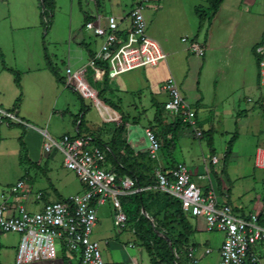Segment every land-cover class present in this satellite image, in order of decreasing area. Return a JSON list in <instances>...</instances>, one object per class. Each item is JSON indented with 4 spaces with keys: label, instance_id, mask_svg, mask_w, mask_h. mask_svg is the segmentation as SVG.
I'll use <instances>...</instances> for the list:
<instances>
[{
    "label": "rangeland",
    "instance_id": "1",
    "mask_svg": "<svg viewBox=\"0 0 264 264\" xmlns=\"http://www.w3.org/2000/svg\"><path fill=\"white\" fill-rule=\"evenodd\" d=\"M140 1L98 0L96 5L90 0H55L56 6L51 11L49 8L44 10L42 0H0V68L2 54L6 63L20 76L21 87L15 88L18 97L22 93L17 104L19 114L57 140L68 131L76 134V118L78 123L84 121L83 134L97 135L104 129V135H111L113 127L121 119L120 114L105 104L109 113L106 112L102 97L99 99L104 103L99 102V107L92 97H84L78 91L69 90L65 97L59 95L58 90L55 91L56 77L48 68V60L61 75H66L69 65L75 70L90 64L89 49L98 50L103 39L86 28V14H112L123 18L121 25L127 26L130 11ZM161 1L162 6L158 5L157 0H147L151 7H143L149 33L167 37L164 51L168 57L163 60L167 63L161 61L158 66L143 69L153 75L151 81L144 84L137 80L135 74H124L112 80L107 78V85L104 86L106 75L102 76L93 67L87 69L86 77L92 75L89 82L96 93V87L105 88L104 97L116 104L121 97L122 102L119 103L130 121L125 137L134 148L148 146L145 129L152 127L162 145L161 161L176 165L185 163L193 174L197 169L205 174L209 171L216 185V175H222L225 167L228 142L237 133L223 175L222 190L229 192L231 204L237 212H256V208L264 203V166L261 165V151L264 150V85L257 77L255 47L264 35V0H223L220 6L222 11L219 8L220 14L215 15L208 8L207 0ZM197 8L210 11H207V23L205 21L200 37L205 36L209 23L208 33H213V43L207 49L204 47V55L188 49L198 32ZM102 24L105 26L106 22ZM183 38L187 41H183ZM230 42L231 48L228 47ZM171 75L188 101L194 103L198 126L205 133L198 137L192 128L183 125L178 132L177 147L169 151L163 146L162 128L158 127L156 131L150 123L156 113V103L162 105L166 99V92L157 91L161 80ZM8 77L14 80L15 76L8 74ZM56 101L58 109L63 108L66 101L69 110L66 109L64 115L60 113L50 118L49 112ZM14 102L7 105L0 101V106L10 109ZM198 104L201 110H198ZM83 113L85 117H82ZM110 113L115 119L110 118ZM27 114L34 116V119ZM167 117L172 120L176 116L168 112ZM6 122L3 119L0 123V201L3 195L9 196L11 187L20 178L27 183L32 196L41 190L51 191L49 179L64 195L85 190L76 173L66 167L64 154L58 149L51 152L45 150L47 135L20 124L7 126ZM22 133L28 149L18 152V138ZM25 155L31 160L37 159L42 166L32 165ZM214 156L219 163H212ZM46 162L48 165L45 166ZM193 180L200 186L209 183L208 179L198 180L196 175ZM49 200L57 198L50 197ZM126 201L130 202V198ZM113 217L112 201L108 200L98 207L93 237L100 241L104 264H132L135 260L138 264H150L145 247L134 234L131 218L126 227L119 230L114 226ZM189 220L192 225L189 242L196 244L199 264H218L224 234L209 231L203 216L189 215ZM8 235L10 242L18 241V233L2 234ZM206 249L211 252L204 254ZM256 253L261 259L260 264H264V246L256 249ZM60 254L61 249L56 243V255ZM4 260L10 262L13 257L7 255L4 258L0 254V264H5Z\"/></svg>",
    "mask_w": 264,
    "mask_h": 264
},
{
    "label": "built area",
    "instance_id": "2",
    "mask_svg": "<svg viewBox=\"0 0 264 264\" xmlns=\"http://www.w3.org/2000/svg\"><path fill=\"white\" fill-rule=\"evenodd\" d=\"M90 1L97 3V0ZM122 20L123 18L115 15L101 13L86 22V28L103 39L89 66L99 71L102 76L106 73L110 80L142 67L158 66L168 57L160 44L148 33L143 5H136L130 11V26L127 29L121 27ZM103 21L106 22L105 26ZM183 41L187 39L183 38ZM189 49L199 55L205 54L204 46L194 39ZM256 54L259 80L264 85V41L257 45ZM97 61H102L101 65ZM86 75V67L73 70L68 66L66 83L84 97H92L100 107L99 102L102 101ZM163 90L168 94L164 108L176 117L179 116L187 127L192 128L196 136H203L204 131L198 126L197 112L187 101L173 76L166 79ZM110 118L115 119L111 113ZM3 119L8 123L30 125L15 110L0 108V122ZM145 134L149 141L148 154L158 162L155 169L156 184L146 187L137 186V181L127 175L119 178L117 172L107 165L105 151L96 145L90 133H80L77 127L76 134L65 133L59 140L47 135L45 150H60L64 154L66 167L76 173L85 185V190L62 200L48 201L38 211H29L25 205L6 201L5 197L23 193V180L11 187L9 196H2L0 235H20L16 252L17 264L55 258L56 243L60 249L78 253L85 263L104 264L100 242L93 237L98 221V207L106 204L108 200L112 201L113 223L121 230L126 227L128 219L121 198L151 188L180 199L187 214L203 216L209 231L216 230L224 234L218 264H260L261 259L255 246H264V216L261 213L237 212L230 202L229 192L224 189L220 193L209 171L197 175L198 180H209L208 184L200 186L194 182L193 173L185 163L180 162L166 170L160 164L162 145L158 136L151 127H146ZM261 158V165L264 166V150L261 151ZM212 163H219V159L214 156ZM36 197L41 199L42 193H37ZM196 249V246L186 248L190 264H199ZM210 252V249H206L204 254Z\"/></svg>",
    "mask_w": 264,
    "mask_h": 264
},
{
    "label": "trees",
    "instance_id": "3",
    "mask_svg": "<svg viewBox=\"0 0 264 264\" xmlns=\"http://www.w3.org/2000/svg\"><path fill=\"white\" fill-rule=\"evenodd\" d=\"M207 1L209 3L208 8H210V11L212 10L215 15L223 0ZM42 4L44 10L45 8H49L53 11L56 6L55 0H42ZM207 11L208 10L206 9H196L199 17L197 35L205 25V21L208 17ZM88 20H91V16L86 15V21ZM197 35L194 40H197ZM263 41L264 37L259 44ZM93 55V50L89 49L90 58H92ZM101 63L102 61H97V64L101 65ZM2 64L5 67L3 56ZM48 68L52 71L59 82L66 83L65 77L59 73L58 69L50 60H48ZM13 74L17 85L20 87V76L15 71H13ZM105 77L106 80L104 79V86L107 85V78H109L108 75ZM68 86L70 87V85ZM104 95L105 88H102L98 92V97H102L107 105L117 111L121 115V119L113 127V131L107 141L102 136L90 133L94 137L96 145L105 151L107 165L117 172L119 178L127 175L137 181V186H154V184H156L155 169L158 166V162L152 159L148 152L136 151V149L128 142V139L124 136L127 127V116L124 114L119 105L114 103L112 100L105 98ZM20 96L17 97L15 106H17L20 102ZM79 96L82 97L81 95ZM160 106L161 104L156 108L155 119H157V125H154L153 128L156 131L158 127L162 128V133L160 134L163 146L166 149L168 148L169 151H172L177 147L178 132L185 124L179 116L171 124L166 125L162 123V112ZM82 117H85V113H83ZM78 122L79 120L76 118L74 120V124L76 125V128L78 127V131L82 133L81 130L84 121L81 120L80 123ZM156 135L158 136L157 133ZM23 137L24 133L20 135L19 140L23 150H26ZM236 137L237 133H234L228 142L224 156L225 167L223 168L222 173H226V164L232 155ZM25 156L28 160L27 155ZM170 167H166V170ZM127 198H130V202L126 201ZM121 201L123 209L128 217L127 222L130 221V217L131 221H133L132 227L134 234L139 243L145 247L150 259V264H190L186 248L188 246H196V244H191L189 242L192 225L189 220V214H187L182 208L180 199L162 190L151 188L132 195L123 196ZM82 262L83 259L80 264H82Z\"/></svg>",
    "mask_w": 264,
    "mask_h": 264
},
{
    "label": "crops",
    "instance_id": "4",
    "mask_svg": "<svg viewBox=\"0 0 264 264\" xmlns=\"http://www.w3.org/2000/svg\"><path fill=\"white\" fill-rule=\"evenodd\" d=\"M159 1V3H158V5H161L162 6V1L161 0H157V2ZM98 4V3H97ZM96 4V5H97ZM223 4V3H222ZM136 5H143V7L145 8V7H151V5L147 2V0H141L140 2H138ZM153 6H156V5H153ZM236 6V5H235ZM143 8V9H144ZM220 10L222 11V9L220 8ZM237 11H239V8L237 9ZM218 14H220V11H218L217 12ZM97 14H101L100 12H98V13H92L91 15H89V13H88V15L89 16H91V19L92 18H94ZM87 15V14H86ZM86 17V16H85ZM206 23H207V21H206ZM208 26H209V28L208 29H210V25H209V23L207 24ZM130 26V17H129V23H128V25L127 26H123V25H121V27L122 28H125V29H127L128 27ZM197 29V28H196ZM208 29L206 30V33H205V36L203 37V38H201L200 37V33L197 35V33L195 34V36L197 35L198 37H197V41H199L206 49L207 48H209V47H211V44L213 43V33H208ZM197 32V31H196ZM148 33H149V31H148ZM149 35L153 38V39H155L159 44H160V46L162 47V49L163 50H166V41H167V37H164V36H162V35H159L158 33H149ZM263 37H264V35H263ZM263 37H262V39H263ZM195 38V37H194ZM193 38V39H194ZM262 39L259 41V42H257L256 43V45H258L261 41H262ZM256 45H255V47H256ZM223 46V45H222ZM221 45H220V47H222ZM229 48H231V42L229 43V46H228ZM188 49H189V47H188ZM93 50V52L94 53H96L98 50H94V49H92ZM190 50V49H189ZM227 50V49H226ZM168 54V53H167ZM1 56H3L2 54H1ZM4 58V57H3ZM90 60H91V58H90ZM163 62H166L167 63V61H163ZM4 63H5V67L3 66V64H2V60H1V64H2V67L0 68V101L1 102H5L7 105H9V104H11V103H13V101L15 100L16 101V99H17V97H18V95H19V93L17 92V83H16V81H15V77H13L14 78V80L10 77V79H9V77H8V74H13V71H15L16 72V70H13V68L10 66V64L9 63H6V61H5V59H4ZM162 63V62H161ZM69 64V63H68ZM89 65V64H88ZM70 66V65H69ZM85 67H87V65L85 66ZM81 68H83V67H80L79 69H81ZM89 68H91V67H88L87 69H89ZM145 67H142V68H140V69H137V70H134V71H131V72H128V73H125V74H135L136 75V78H137V80L139 81L140 80V82H142V83H144V84H147L148 82H150L151 81V79H152V76L153 75H150L149 74V71H143V69H144ZM75 70H78V69H75ZM88 71V70H87ZM122 75H124V74H122ZM122 75H120V76H122ZM55 76V75H54ZM62 76H64L65 77V75H62ZM90 76H92V75H90ZM90 76L89 77H86V78H88V81H89V79H90ZM172 76V75H171ZM119 77V76H118ZM257 77H258V80H259V64H258V70H257ZM116 79V78H115ZM166 77L165 78H163L162 80H161V84H160V86H159V90H157L158 92H162V93H165V91L163 90V84H164V82L166 81ZM90 83V82H89ZM16 85V86H15ZM91 85V84H90ZM135 85H139L138 83H135ZM92 86V85H91ZM19 87V86H18ZM20 87H21V83H20ZM19 87V88H20ZM16 88V89H15ZM55 91L56 90H58V92H59V95H61V96H63V97H65V94L67 93V92H69V90H72L73 91V89L71 88V87H69L68 85H67V83H61V82H59L56 78H55ZM97 88H98V90H97ZM102 89V87L101 88H99V87H96V90L99 92L100 90ZM134 90V89H133ZM6 94H7V96H6ZM98 94V93H97ZM166 94V93H165ZM20 95H22V93H20ZM185 98H186V96H185ZM167 99H168V96H167V94H166V99L163 101V104L160 106L161 108V112H162V116H161V120H162V123H164V124H166V125H168V124H171V123H173L174 121H175V119L177 118V117H173L172 118V120H168V117H167V113H168V111L164 108V104H165V102L167 101ZM187 99V98H186ZM119 101L120 102H122V100H121V97H120V99L118 100V104L117 105H119L120 107H121V104L119 103ZM187 101H188V99H187ZM189 102V101H188ZM158 103V102H157ZM156 103V108H157V106H159V104H157ZM191 103V102H190ZM198 103V102H197ZM57 104H58V101H56L55 102V104H54V107L52 108V111H50L49 112V117L51 118H53V117H55V116H57V115H59L60 113L62 114V115H64L65 114V112H66V109H68L69 110V108L67 107L68 106V103L65 101L64 102V105H63V108H57ZM192 105H194V103H191ZM5 105V104H4ZM66 107V108H65ZM199 107H201V105L200 104H198V110H201V109H199ZM0 108H2V109H5V110H7L6 108H3V107H1L0 106ZM17 106H15V102H14V106L12 107V108H8L9 110H15L17 113H18V115L19 116H21L20 114H19V110H17ZM104 109H105V111L106 112H108V107L107 106H104L103 107ZM122 108V107H121ZM122 111H123V108H122ZM125 114V113H124ZM169 114H171L170 112H169ZM30 118H32V119H34L33 117H32V115L31 114H27ZM126 116H127V125L129 126L130 125V121H129V116L127 115V114H125ZM173 115V114H172ZM198 115V114H197ZM121 116V115H120ZM22 118H24L30 125H25V124H20V125H23V126H25V127H33L35 130L37 129V130H39L41 133H43L44 135H50L47 131H44L42 128H38V127H36L37 125H33V124H31L30 122V120L28 119V118H26V117H23V116H21ZM198 119V118H197ZM198 122H199V120H198ZM1 123V122H0ZM7 123V126H11L12 124H17V123H8V122H6ZM150 124H153V125H157V119H155V116H154V119H153V121L150 123ZM75 125V124H74ZM199 125H201L200 123H199ZM127 126V127H128ZM103 127H106V126H103ZM101 127H99L97 130H99ZM106 129V128H105ZM96 130V131H97ZM103 130L104 129H102L101 130V132L99 133V134H97V135H100V136H106L105 137V140L107 141V140H109V139H107V137L108 136H110V135H108V134H106V135H104V133H103ZM65 133H69V134H71L69 131L68 132H65ZM64 133V134H65ZM204 133H205V131H204ZM51 136V135H50ZM62 136V135H61ZM124 136H125V134H124ZM53 137V136H52ZM103 137V138H104ZM19 139V138H18ZM23 141H24V144H25V148H26V151H27V145L28 144H26V140H24L23 139ZM28 141V140H27ZM19 142H20V140H19ZM28 143V142H27ZM46 143V142H45ZM20 144V150H18V152L19 151H21V149L23 150V148H22V145H21V143H19ZM134 148V147H133ZM136 149V148H135ZM136 151H138V152H148V146L147 147H145V148H143V149H136ZM49 154H51V153H49ZM161 160H162V158H161ZM160 160V161H161ZM28 161L32 164V165H34V166H37V167H41L42 165H41V162L40 161H37V159H34V160H31L30 158H28ZM160 164L161 165H163V166H165V167H170V166H172V165H176V163L174 164V163H164L163 161H161L160 162ZM46 165H48V163L46 162L45 163V166ZM194 173V172H193ZM200 173H202V171H200V170H198L197 169V172H196V174H193V177L196 175V178H197V175L198 174H200ZM225 173H222V175H220V176H218V175H216V181H217V185H218V188H219V190H220V193L223 191L222 190V185H223V179H224V175ZM20 180H23L22 178H20L18 181H20ZM17 181V182H18ZM24 181V180H23ZM49 182H50V190L51 191H48V189H46V190H41V191H38L37 193H39V192H41L42 193V198L41 199H37V197H36V195H34V196H32L31 194H29V186L27 185V183L26 182H24L25 184H24V187L22 188V192L23 193H25V195L23 194V193H19V194H15V195H13V196H11V197H5L6 198V201H8V202H10L11 204H15V205H25L26 206V208L29 210V211H38V210H40V209H42V207H43V205H44V203H46V202H48V201H51V200H49L50 199V197H56L57 198V200H59V199H65V198H67V197H70L71 195H73V194H68V195H64V194H61L59 191H58V189H57V187L54 185V183H52V181H51V179H49ZM36 193V194H37ZM79 193V192H78ZM32 196V197H31ZM230 199V198H229ZM53 201H55V200H53ZM230 202H231V200H230ZM233 206V205H232ZM234 207V206H233ZM242 213H245V212H242ZM249 213H261L263 216H264V203H262L260 206H258L257 208H256V212H249ZM94 235V234H93ZM19 235H17V238H18V241L16 242V243H12V242H10V237H9V235L8 236H2V234L0 235V254H2V256H4V258H6L7 257V255H10V256H12L13 257V260L12 261H10V262H8L7 260H4L5 261V264H17L16 263V252H17V248H18V245H19V242H20V240L19 239H21V237L19 236ZM96 239V238H95ZM96 240H98V239H96ZM99 241V240H98ZM100 242V241H99ZM262 246H258V247H256V249H258V248H261ZM81 257H80V255H78V253H75V252H67L66 251V249H64V248H62L61 249V254L60 255H56L55 256V258H52V259H38V260H35V261H30V262H26V263H22V264H80V262H81ZM149 261H150V259H149ZM134 262H136L137 263V260H135ZM134 262H132V264L134 263ZM82 264H83V262H82Z\"/></svg>",
    "mask_w": 264,
    "mask_h": 264
},
{
    "label": "clouds",
    "instance_id": "5",
    "mask_svg": "<svg viewBox=\"0 0 264 264\" xmlns=\"http://www.w3.org/2000/svg\"><path fill=\"white\" fill-rule=\"evenodd\" d=\"M88 67H89V65H87L86 70H87ZM65 79H66V75H65ZM88 82H89V81H88ZM67 85H68V84H67ZM73 91H75V90H73ZM97 95H98V94H97ZM98 98H99V97H98ZM102 102H103V101H102ZM103 103H104V102H103ZM104 104H106V103H104ZM106 105H107V104H106ZM106 105H105V106H106ZM108 106H109V105H108ZM108 106H107V107H108ZM111 108H112V107H111ZM112 109H113V108H112ZM113 110H114V109H113ZM114 111H115V110H114ZM116 112H117V111H116ZM117 113H118V112H117ZM105 120H106V119H105ZM118 122H119V121H118Z\"/></svg>",
    "mask_w": 264,
    "mask_h": 264
}]
</instances>
